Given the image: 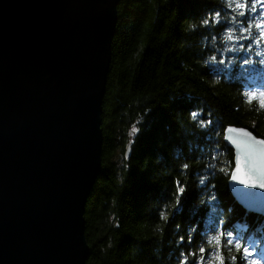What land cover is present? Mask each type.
<instances>
[{
    "label": "trees",
    "instance_id": "16d2710c",
    "mask_svg": "<svg viewBox=\"0 0 264 264\" xmlns=\"http://www.w3.org/2000/svg\"><path fill=\"white\" fill-rule=\"evenodd\" d=\"M240 3L248 5L246 16ZM260 21L251 0H120L102 104V173L84 215L85 264H179L182 252L214 251L221 230L242 245L246 233L260 239L264 219L229 192L234 155L224 142L228 126L264 138V109L246 95L264 80L258 72L241 74L239 65L240 57L264 58V38L253 43ZM177 181L186 186L179 206ZM223 251L229 262L243 260L226 238Z\"/></svg>",
    "mask_w": 264,
    "mask_h": 264
},
{
    "label": "water",
    "instance_id": "95a60500",
    "mask_svg": "<svg viewBox=\"0 0 264 264\" xmlns=\"http://www.w3.org/2000/svg\"><path fill=\"white\" fill-rule=\"evenodd\" d=\"M119 2L0 0V264L88 259L84 215L102 170ZM224 142L235 168L225 132ZM228 189L264 218V192L231 180Z\"/></svg>",
    "mask_w": 264,
    "mask_h": 264
},
{
    "label": "snow or ice",
    "instance_id": "6c2138e0",
    "mask_svg": "<svg viewBox=\"0 0 264 264\" xmlns=\"http://www.w3.org/2000/svg\"><path fill=\"white\" fill-rule=\"evenodd\" d=\"M238 8L244 9L241 11L240 15L246 16L248 5L246 3H240L237 5ZM258 7L264 9V0H251V11L257 12ZM219 13H217V16ZM260 15H264V11H261ZM212 21L205 20L204 24L208 25ZM243 22V21H241ZM219 23V21H216ZM251 24L249 25V28ZM249 28H242L241 33H246L249 31ZM256 29H260L258 38L253 41V43L259 44L260 38H264V20L255 24ZM232 39V37H229ZM239 39H248V37L241 35ZM252 48V43L247 45L240 44L241 50H248ZM229 51H234V49H230ZM257 55H261L257 53ZM213 62H217V57L213 55L210 57ZM235 60H230L228 63H235ZM219 64H225L224 59H220L218 61ZM258 63L260 65L259 68L254 67ZM239 65L241 68V74H247L250 72H258L264 73V58L260 59L258 62L253 61L247 57L239 58ZM247 66V67H245ZM248 96L249 101L257 100L259 103V107L264 109V86H261L259 91L257 92H248L246 94ZM193 117L197 115V113H191ZM211 123V122H209ZM226 139L230 142V144L235 149V168L230 172V180L236 184L242 185L245 188L250 189H259L261 192H264V138H257L253 135V133L244 128H236L233 126H228L225 129ZM188 166L185 165V168ZM224 169H221L223 171ZM203 183V181H201ZM177 184V200L176 206L180 204V198L183 197L184 192L186 191V186H181L179 181ZM214 200L215 197H212ZM161 218H164V211H161ZM221 224H224L225 221L221 220ZM179 227V225H177ZM226 238L227 245L231 248L233 245L235 246L238 253L242 249L243 260L239 259V256H232L231 262H229L223 251V241ZM185 239L184 236H180V242H183ZM193 236L190 234L188 237L189 244L192 242ZM217 248L213 251L210 249H206L205 247L199 248V257H197L195 252L189 253H181V259L179 264H189V256L193 257L192 264H262L264 262V252L260 253V259H251L253 257V250H251L247 246H243L240 239H237L231 231L221 230L219 235L215 237ZM211 257V259H209Z\"/></svg>",
    "mask_w": 264,
    "mask_h": 264
},
{
    "label": "rangeland",
    "instance_id": "374dc122",
    "mask_svg": "<svg viewBox=\"0 0 264 264\" xmlns=\"http://www.w3.org/2000/svg\"><path fill=\"white\" fill-rule=\"evenodd\" d=\"M259 8V11L261 13V11H264V9ZM264 20V15H261V21ZM229 35V36H228ZM229 37H231L230 34H227L226 38H225V50L227 51L229 49L230 46V42L232 39H229ZM262 76H264V74H262ZM264 79V77H262ZM234 168V167H233ZM230 180V179H229ZM237 228L241 229L243 232L245 231V227L244 226H240L237 225ZM245 233V232H244ZM261 239L258 241L256 238H252L250 237V234H248L244 239H243V245L249 247L251 250H253V257H251V259H260V253L264 252V235L260 234ZM262 264H264V262H262Z\"/></svg>",
    "mask_w": 264,
    "mask_h": 264
},
{
    "label": "bare ground",
    "instance_id": "6f19581e",
    "mask_svg": "<svg viewBox=\"0 0 264 264\" xmlns=\"http://www.w3.org/2000/svg\"><path fill=\"white\" fill-rule=\"evenodd\" d=\"M111 57H112V54H111ZM111 64V63H110ZM262 86H264V85H262ZM103 144V143H102ZM130 144V146H131V142L129 143ZM129 146V145H128ZM128 149V148H127ZM127 153V152H126ZM101 168H102V164H101ZM101 173H102V170H101ZM98 180V179H97ZM97 182V181H96ZM96 184V183H95ZM90 197V196H89ZM89 199V198H88ZM89 247V246H88Z\"/></svg>",
    "mask_w": 264,
    "mask_h": 264
}]
</instances>
